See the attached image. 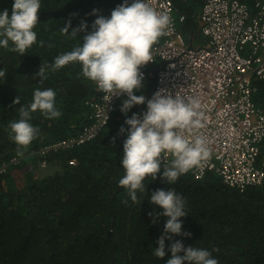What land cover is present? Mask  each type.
Listing matches in <instances>:
<instances>
[{
    "label": "trees",
    "instance_id": "16d2710c",
    "mask_svg": "<svg viewBox=\"0 0 264 264\" xmlns=\"http://www.w3.org/2000/svg\"><path fill=\"white\" fill-rule=\"evenodd\" d=\"M121 1L40 0L38 24L33 29L36 44L22 56L0 47V70L6 72L0 77V164L12 157L19 159L0 174V264H167L168 249L176 241L185 248L208 250L219 264H264V181L239 192L215 173L196 180L191 170L169 184L161 181V169L155 181L146 178V194L137 192L139 202L133 203L119 184L125 174L121 159L127 133L120 132L126 116L118 120V113L91 141L47 157V161H61L60 172L37 179L26 173L28 179L18 182L17 169L31 156L38 162L35 152L42 145L76 135L89 124L90 108L85 101L97 95L94 82L82 75L80 63L55 72L46 68L43 82L36 77L41 64L50 65L58 55L80 45L98 16L107 18ZM204 1L173 0L185 37H194L198 31V9ZM13 4L14 0H0V12L7 10L11 16ZM69 20V34L81 22L86 30L77 38L62 34L60 29ZM153 77L142 83L137 96L151 91ZM37 88L55 91V106L62 115L48 119L39 111L31 113L30 123L40 132L27 150L21 149L24 155L17 156L9 123L19 119V108L31 103ZM17 96L20 105L13 103ZM253 99L264 110V84H256ZM257 163L264 170V140ZM36 168L37 164L33 171ZM169 189L186 201L188 215L180 219L182 232L191 236L166 239V255L160 259L154 251L167 218L160 215L153 223L149 213L163 210L150 204V199L156 190Z\"/></svg>",
    "mask_w": 264,
    "mask_h": 264
},
{
    "label": "clouds",
    "instance_id": "9594fccd",
    "mask_svg": "<svg viewBox=\"0 0 264 264\" xmlns=\"http://www.w3.org/2000/svg\"><path fill=\"white\" fill-rule=\"evenodd\" d=\"M40 0H14L11 16L7 10L0 12V47L21 56L37 42L33 30L38 24ZM93 15H96L94 10ZM71 20L60 29L62 34H69ZM87 25L81 22L72 30V37L84 32ZM171 28L168 14L157 12L146 0H134L117 6L110 18L98 16L92 25V31L84 36L83 42L73 50L58 55L50 65L40 66L36 77L47 79L46 68L55 72L66 65L78 62L82 65V75L96 83L98 90L113 96L127 95L121 111L125 114L134 105L146 103L144 95L137 96L143 87L142 66L152 62L153 46L167 34ZM9 42L13 45L9 47ZM43 46V42H40ZM51 46V45H50ZM5 70H0V77H5ZM56 93L53 89L37 88L33 99L27 106L19 108V119L9 123L10 139L17 145V156H23L28 146L37 139L40 129L33 126L31 113L39 111L48 119L59 118L62 113L55 106ZM20 105L21 97L13 101ZM201 101L195 97H184L177 93L157 91L147 100V111L138 116L133 114L125 123L129 128L123 144L121 166L124 176L119 184L127 190L133 203H138L137 192L146 194L144 181L150 177L157 179L163 173L161 181L173 184L177 179L195 168H202L210 160L212 150L210 141L202 133L205 127V115L201 110ZM122 127L120 132L123 134ZM164 156H171L169 162ZM127 203V201H124ZM186 201L175 190H156L151 193L150 204L162 209V213L150 212L153 223L157 217H166L164 234L158 239L154 255L163 259L166 255L165 240L172 235L190 237L182 232L181 217H186ZM171 258L167 264H219L208 250L196 247L185 248L176 241L168 249ZM218 251V249H214ZM183 253V255H180Z\"/></svg>",
    "mask_w": 264,
    "mask_h": 264
},
{
    "label": "built area",
    "instance_id": "2783aa9c",
    "mask_svg": "<svg viewBox=\"0 0 264 264\" xmlns=\"http://www.w3.org/2000/svg\"><path fill=\"white\" fill-rule=\"evenodd\" d=\"M126 0L121 1V5ZM134 0H127L131 4ZM157 12L166 13L171 28L153 46L152 62L140 68L142 83L154 76L146 103L121 111L127 95L111 97L93 87L97 95L87 99L89 124L76 135L42 145L35 154L44 166L47 157L81 146L94 139L109 123L133 114L142 117L147 100L157 91L173 97H195L201 101L212 155L202 168L192 170L196 180L212 172L239 192L260 186L264 170L258 165L264 140V110L254 102L256 84H264V0H205L198 27L205 45L192 47L178 27L173 0H146ZM111 14L107 18H110ZM125 118V120H126ZM126 133L129 128L125 125ZM171 156H164L169 162ZM19 163L17 157L0 164V174ZM163 169V165L161 166Z\"/></svg>",
    "mask_w": 264,
    "mask_h": 264
},
{
    "label": "crops",
    "instance_id": "0c3cea01",
    "mask_svg": "<svg viewBox=\"0 0 264 264\" xmlns=\"http://www.w3.org/2000/svg\"><path fill=\"white\" fill-rule=\"evenodd\" d=\"M200 10H201V7L198 9V14L200 13ZM186 40L188 44L191 45L192 47H201L205 45V40L200 34L199 27H198V31H196V33L194 34V37H191V36L186 37ZM34 158L35 157L31 156L30 158H27L24 162V167H28V168H33V166L37 164V168L34 171L35 172V177H33L34 179H37L38 177L42 178V177L52 175V174H55L61 171L60 166L62 163L58 158L47 161L44 166L40 165V161L38 162H36V160L34 161Z\"/></svg>",
    "mask_w": 264,
    "mask_h": 264
},
{
    "label": "rangeland",
    "instance_id": "374dc122",
    "mask_svg": "<svg viewBox=\"0 0 264 264\" xmlns=\"http://www.w3.org/2000/svg\"><path fill=\"white\" fill-rule=\"evenodd\" d=\"M176 14H177V12L175 11L174 12V16L177 19V15ZM119 103H123V100L119 101ZM126 119H130V117H127ZM33 170H34L33 168H28V167H24V166H22L21 168L17 169L16 173H18V175H17L18 182H21L24 179H28L27 176H26L27 175L26 173H28L31 176L35 177V172Z\"/></svg>",
    "mask_w": 264,
    "mask_h": 264
}]
</instances>
